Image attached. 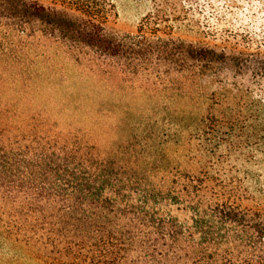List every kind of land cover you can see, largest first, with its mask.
<instances>
[{"label":"trees","instance_id":"16d2710c","mask_svg":"<svg viewBox=\"0 0 264 264\" xmlns=\"http://www.w3.org/2000/svg\"><path fill=\"white\" fill-rule=\"evenodd\" d=\"M116 18L114 0H0V264H264L245 184L264 163V0H152L135 34ZM61 55L170 94L174 150L61 128L41 102Z\"/></svg>","mask_w":264,"mask_h":264},{"label":"rangeland","instance_id":"374dc122","mask_svg":"<svg viewBox=\"0 0 264 264\" xmlns=\"http://www.w3.org/2000/svg\"><path fill=\"white\" fill-rule=\"evenodd\" d=\"M29 1L53 6V0ZM114 3L116 30L122 34H135L152 9V0H114ZM198 32L181 27L177 35L197 42L202 38ZM55 67L54 84L42 88L41 102L61 128L83 130L92 143L112 149H117L121 141H131L149 132L157 143L169 140V147L174 150L170 122L177 105L170 94H160L152 87L147 89L141 82L128 83L118 77L93 74L64 55L55 60ZM213 89V85H207L202 93L209 94ZM248 170L250 175L245 184L257 201L264 202V163L249 165Z\"/></svg>","mask_w":264,"mask_h":264}]
</instances>
